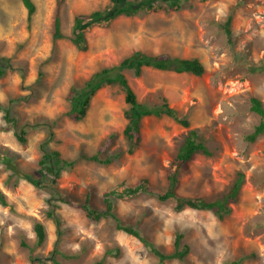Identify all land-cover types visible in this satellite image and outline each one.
Returning <instances> with one entry per match:
<instances>
[{
	"label": "rangeland",
	"instance_id": "rangeland-1",
	"mask_svg": "<svg viewBox=\"0 0 264 264\" xmlns=\"http://www.w3.org/2000/svg\"><path fill=\"white\" fill-rule=\"evenodd\" d=\"M32 1L28 21L22 0H0V55L10 59L0 76V105L18 126H27L21 142L0 110V151L12 157L0 155V190L7 201L0 203V264H160L117 222L132 225L167 253L176 251L174 240L182 233L179 248L187 244L188 253L163 264H264V133L247 138L262 119L251 109V97L264 106V0H190L180 9L120 14L86 26L83 46L73 41L75 16L111 0ZM229 15L231 38L223 26ZM137 49L197 57L204 64L201 75L122 69L138 101L160 106L166 97L190 126L165 113L144 115L140 140H128L123 130L129 104L117 83L102 85L85 117L72 119L71 86ZM190 128L198 129L211 153L197 152L177 165L176 152ZM42 142L70 161L58 175L41 167ZM99 150L110 161L87 159ZM170 167L177 171L179 195L208 200L223 198L242 173L237 200L220 216L213 209L177 208L173 197L125 191L147 179L153 193L164 192ZM19 171L38 182L17 176ZM108 194L115 217L93 219L78 205L88 195L91 205L104 209ZM49 210L61 218L59 227ZM36 222L45 227L40 242Z\"/></svg>",
	"mask_w": 264,
	"mask_h": 264
},
{
	"label": "trees",
	"instance_id": "trees-1",
	"mask_svg": "<svg viewBox=\"0 0 264 264\" xmlns=\"http://www.w3.org/2000/svg\"><path fill=\"white\" fill-rule=\"evenodd\" d=\"M188 1L190 0H111V3L103 9H96L90 13L78 14L75 16L73 23V41L78 46H83V43L85 42L83 29L92 22L110 21L120 14L133 15L139 12L155 9H180L184 6V3ZM22 2L27 9V19L29 21L31 20L34 13L35 5L32 0H22ZM230 21L231 16L229 15L223 24L229 38H231V28L229 26ZM54 26L55 36H60V20L58 16L55 18ZM9 64L10 59L0 55V76L5 73ZM143 67L174 70L177 72H190L196 75H201L205 69L204 64L197 57L171 56L167 52H163L161 54H150L141 49H137L132 51V53L125 57L118 65L105 67L99 71H96L88 79H86L83 84L71 86L68 94L69 109L67 114L74 120L83 119L88 111L91 98L95 92L104 84L117 83L123 89L125 93V101L129 104V108L125 111L127 123L123 130V133L128 140L134 139L135 142L140 140L139 121L144 115H160L165 113L183 126L189 127L190 120L187 117L181 116L177 110L167 101L166 97L162 98L163 102L160 106H148L138 101L137 95L129 83L127 77L122 72V69H132L135 75H139ZM251 109L260 114L262 118L260 122L254 126L253 131L247 135L248 140L254 141L259 135L264 133V106L262 105L261 100L256 96L251 97ZM0 110L3 112L4 120L13 129L17 138L21 142H25L27 126H18L17 120L11 116V112L8 107L5 108L0 105ZM40 149L42 150V156L40 159L41 167L54 172L56 175L59 174V170L62 167L70 163L68 159L61 157L59 151L47 149L44 142L41 143ZM103 150L104 146L101 147V151ZM101 151H96L94 154L88 155L86 157L87 159H92L101 163H107L110 161V157L103 158L99 156ZM197 152H202L205 154L211 153L198 129L190 128L187 130L184 139L178 147L176 156L174 158L175 164L179 165L189 161ZM0 153L1 157H4L6 161H12V157L6 154V152L0 151ZM17 176H23L34 183L38 182V179L33 178L32 175H23L20 171L17 172ZM242 181L243 174L239 173L237 179L231 186L229 193L223 198L208 200L205 196H183L177 193V171L170 167L167 172V189L164 192L153 193L147 187V179L141 180L139 183L125 188V191L131 192L133 194L147 192L155 195L160 200L173 197L176 200L177 208L189 206L192 208L213 209L217 214L223 216V214L230 211V202L237 200ZM59 197L65 202H74V200H70L68 196L61 195ZM6 202L5 194L0 190V203L6 204ZM104 203V209L96 208L91 205L87 195L84 200L78 202V205L86 212L89 217L93 219H99L100 217L107 216L115 217L113 212V200L110 198L109 194L105 196ZM47 214L53 219L58 227L61 225V218L55 214L53 210H49ZM117 225L126 232L139 237L142 242L158 256L160 264H163V260L165 258L171 257L174 254L178 255L180 258H184L186 253L189 251V246L185 243L179 248V244L183 236L182 233H178L175 237L174 243L176 245V251L167 253L163 252L162 249L156 247L152 242L147 240L146 237L142 236L132 225H123L119 222H117ZM35 231L37 235V241H42L45 238V227L43 223L36 222ZM57 232L59 234L61 230L58 228ZM232 263L236 264V261H233ZM94 264H98V262Z\"/></svg>",
	"mask_w": 264,
	"mask_h": 264
}]
</instances>
